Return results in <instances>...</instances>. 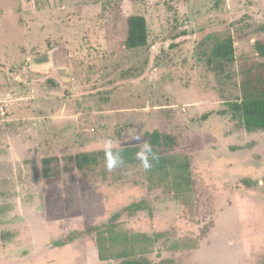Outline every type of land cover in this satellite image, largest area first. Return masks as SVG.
<instances>
[{"label":"rangeland","instance_id":"1","mask_svg":"<svg viewBox=\"0 0 264 264\" xmlns=\"http://www.w3.org/2000/svg\"><path fill=\"white\" fill-rule=\"evenodd\" d=\"M133 14L149 42L127 49ZM228 36L234 59L208 64ZM258 41L264 0H0V203L13 205L0 264H108L97 230L137 203L124 229L200 241L161 239L150 264L263 263L264 130L229 109L245 66L264 61ZM155 130L190 155L194 205L150 189L141 163L77 168L79 152L142 147Z\"/></svg>","mask_w":264,"mask_h":264},{"label":"trees","instance_id":"2","mask_svg":"<svg viewBox=\"0 0 264 264\" xmlns=\"http://www.w3.org/2000/svg\"><path fill=\"white\" fill-rule=\"evenodd\" d=\"M128 34L125 40L127 49L145 47L149 42L147 19L143 14H133L128 17ZM257 51L264 56V43H256ZM208 64L212 65L213 59L230 62L234 59L236 48L234 39L228 36L215 43L212 48ZM241 95L236 98L229 109L235 119H238L249 132L264 130V61L251 62L242 72L240 81ZM148 143L151 144L155 159L149 156L152 167L148 169L149 188H166L177 199L186 204H195L194 178L191 157L187 152L177 151L179 140L177 136L155 130L147 133ZM141 146L129 145L111 149L113 156H119L122 163L117 166L137 165L140 160L136 153ZM79 170L96 167L102 162L107 163L106 149L79 152L75 155ZM13 209L9 202L0 203V214ZM142 209L141 204L129 206L116 213L112 219L97 230L96 246L98 258L108 264H150L147 255L156 251L161 239L168 250H195L200 246L196 237H175L170 231H160L150 234L145 231H131L124 229L117 223V218L124 211L135 214ZM7 234H0V241ZM79 234L70 235L64 242L74 240ZM261 264H264L261 263Z\"/></svg>","mask_w":264,"mask_h":264},{"label":"clouds","instance_id":"3","mask_svg":"<svg viewBox=\"0 0 264 264\" xmlns=\"http://www.w3.org/2000/svg\"><path fill=\"white\" fill-rule=\"evenodd\" d=\"M136 139H140V137L137 136ZM106 154H107L106 166L108 170H112L115 166H117L118 163H122V160L119 158V156L112 155L110 143L108 145V148L106 149ZM150 155L152 156L153 159H155V153L153 152L151 144L145 142L141 147L140 151L136 153V158L140 160L145 170H148L152 167L151 160L149 159Z\"/></svg>","mask_w":264,"mask_h":264},{"label":"crops","instance_id":"4","mask_svg":"<svg viewBox=\"0 0 264 264\" xmlns=\"http://www.w3.org/2000/svg\"><path fill=\"white\" fill-rule=\"evenodd\" d=\"M55 114H57V111H56V113Z\"/></svg>","mask_w":264,"mask_h":264}]
</instances>
